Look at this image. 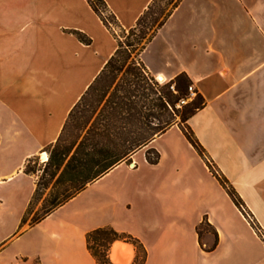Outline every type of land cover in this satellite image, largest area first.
Here are the masks:
<instances>
[{
  "label": "crops",
  "instance_id": "1",
  "mask_svg": "<svg viewBox=\"0 0 264 264\" xmlns=\"http://www.w3.org/2000/svg\"><path fill=\"white\" fill-rule=\"evenodd\" d=\"M104 1L129 28L152 0ZM116 43L87 0H0V264H96L86 232L97 226L138 239L142 264H264V241L177 123L83 189L101 222L47 214L39 246L26 238L36 175L25 165L55 143ZM138 58L165 82L188 75L205 103L187 124L264 232V0H180ZM117 241L133 264L121 240L111 263Z\"/></svg>",
  "mask_w": 264,
  "mask_h": 264
},
{
  "label": "trees",
  "instance_id": "2",
  "mask_svg": "<svg viewBox=\"0 0 264 264\" xmlns=\"http://www.w3.org/2000/svg\"><path fill=\"white\" fill-rule=\"evenodd\" d=\"M179 1L170 0V7L164 11V8H156V0H152L135 24L124 28L104 0H87L115 37L116 49L72 107L57 140L49 146V157L39 168V182L42 181V185L46 186L55 178L52 191L42 206L41 213L33 215L29 224L40 221L89 183L121 161L128 160L135 151L175 123L205 159L233 202L239 208L243 205L234 188L213 169L205 157L204 149L187 124L188 118L205 103L196 90L195 97L189 96L188 86L191 80L188 75L182 72L159 84L138 58L146 43ZM110 24L119 32L116 33ZM75 33L80 40L89 42V38L83 33ZM146 159L155 163L158 153L156 152L155 158H151L148 152ZM31 161L28 160L24 169L35 173V166H29ZM39 182L36 181L32 200L39 191ZM28 212L29 207L27 214ZM25 221L26 216L22 223ZM115 240L132 243L136 250L133 264L143 263L146 252L138 239L118 232L111 226H100L86 232L87 248L96 264H111L108 251Z\"/></svg>",
  "mask_w": 264,
  "mask_h": 264
},
{
  "label": "rangeland",
  "instance_id": "3",
  "mask_svg": "<svg viewBox=\"0 0 264 264\" xmlns=\"http://www.w3.org/2000/svg\"><path fill=\"white\" fill-rule=\"evenodd\" d=\"M170 0H156L155 2V7L156 8H164V11L167 10L170 7ZM119 32V31H117ZM135 51L131 54L132 56L134 55ZM157 79V80H156ZM155 80L159 83V84H163L165 81L160 80L159 78H155ZM159 80V81H158ZM190 97H195L194 95H190ZM177 120L179 119V117L176 118ZM69 131H72L71 129ZM49 149L50 147H48L47 149H44L42 152H40L39 155H37L33 161L30 162L29 166L33 167L35 166L36 171H35V175H36V181L39 182V175H40V170L39 168L42 167L43 162L47 161L48 157H49ZM46 154V158L44 159L42 157V153ZM146 154L149 152V156L151 158H155L156 157V152L152 149H146L145 150ZM142 159V153H138L136 155V160L137 163L140 162V160ZM124 169V168H122ZM138 171H136L135 173H137ZM55 178H53L46 186L42 185V181H40L39 183H41L39 185V191L36 194V196L33 198L30 206H29V212L26 215V222L28 223L29 220L33 217V215L41 213L42 211V206L45 204L46 200L49 199L51 191H52V184ZM94 189L93 186H91L90 188H87L85 190H83V192H81V194H79V196H77V198L75 200H71L69 202H65L64 204H62L61 206L57 207L56 209H54L53 211H51L50 217L51 219L53 217H63V216H77V217H81V218H87L88 220L94 222V223H99L101 222V218L104 216L103 213H101L100 207H95V205H91L88 208L83 207L80 204V201L86 199V197L89 195V193ZM46 222H37L34 223V229L32 231L29 232V234H27L26 238L31 240L32 238H34V248H37L39 246V243L41 242V238L44 237L43 235H45L46 233ZM32 225V224H29ZM100 227V226H97ZM112 227V226H111ZM96 228V227H95ZM94 229V228H93ZM123 241V240H121ZM126 242V241H124ZM28 242L26 241L25 243V247H28ZM109 257V256H108ZM110 261V259H109ZM111 263V261H110ZM34 264H38L37 262H34ZM112 264V263H111Z\"/></svg>",
  "mask_w": 264,
  "mask_h": 264
},
{
  "label": "bare ground",
  "instance_id": "4",
  "mask_svg": "<svg viewBox=\"0 0 264 264\" xmlns=\"http://www.w3.org/2000/svg\"><path fill=\"white\" fill-rule=\"evenodd\" d=\"M42 157L45 159L47 156L43 152ZM112 257L115 264H128L130 258L129 246L122 242H115L113 245Z\"/></svg>",
  "mask_w": 264,
  "mask_h": 264
},
{
  "label": "built area",
  "instance_id": "5",
  "mask_svg": "<svg viewBox=\"0 0 264 264\" xmlns=\"http://www.w3.org/2000/svg\"><path fill=\"white\" fill-rule=\"evenodd\" d=\"M110 26L112 27V29L117 33V30L115 29V27L113 25L110 24ZM157 80V79H156ZM159 81V80H158ZM188 91L190 95H194L195 94V89L193 87L192 84H190L188 86ZM214 169V168H213ZM216 171V170H215ZM240 210L242 211V213L244 214V216L246 217V219L252 224V226L254 227V229L256 230V232L260 235V237L262 238V240L264 241V232L260 229V227L256 224L253 216L251 215V213L246 209V207L244 205L240 206Z\"/></svg>",
  "mask_w": 264,
  "mask_h": 264
}]
</instances>
